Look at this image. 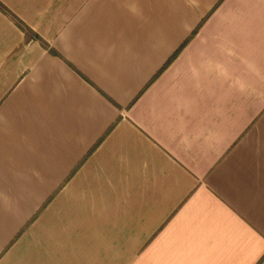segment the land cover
<instances>
[{"label": "crops", "instance_id": "crops-1", "mask_svg": "<svg viewBox=\"0 0 264 264\" xmlns=\"http://www.w3.org/2000/svg\"><path fill=\"white\" fill-rule=\"evenodd\" d=\"M0 264H264V0H0Z\"/></svg>", "mask_w": 264, "mask_h": 264}]
</instances>
